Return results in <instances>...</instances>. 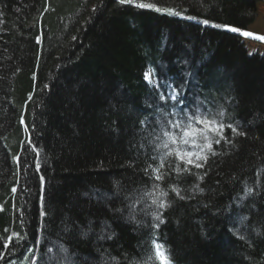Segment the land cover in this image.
<instances>
[{
	"label": "trees",
	"instance_id": "16d2710c",
	"mask_svg": "<svg viewBox=\"0 0 264 264\" xmlns=\"http://www.w3.org/2000/svg\"><path fill=\"white\" fill-rule=\"evenodd\" d=\"M259 2L264 0H0V264H40L41 256L49 264H102L105 250L120 264H135L153 255L154 232L173 264H264V236L251 228L245 238L235 232L241 215L250 225H264V54L250 53L242 35ZM149 68L177 86L187 80L186 102L223 106L225 123L245 135L233 137L227 129L231 142L213 144L217 154H208L203 168L178 174V161L167 155L176 146L166 137L156 140L154 122L163 118L156 105L162 102L144 79ZM186 71L193 76L186 78ZM29 137L45 176L43 218ZM156 168L162 181L149 179ZM117 185L124 187L118 195ZM21 188L30 191L21 194ZM248 188L254 194L241 203ZM140 190L148 202L138 213L157 211L153 199L170 204L160 210L165 222L158 229L151 227V215H137L135 227L125 221L126 191ZM102 222L111 225V240H98ZM13 233L24 239L14 237L4 249ZM61 245L67 252L59 251Z\"/></svg>",
	"mask_w": 264,
	"mask_h": 264
},
{
	"label": "snow or ice",
	"instance_id": "6c2138e0",
	"mask_svg": "<svg viewBox=\"0 0 264 264\" xmlns=\"http://www.w3.org/2000/svg\"><path fill=\"white\" fill-rule=\"evenodd\" d=\"M117 3L120 5L130 4L133 3V0H116ZM135 7L141 8V9H151L161 14H167L170 16H180L181 13L179 11H175L170 8H161L157 7L153 3H136L134 5ZM188 19H192V17H188ZM203 24L207 25L208 20L205 19L202 21ZM215 26V25H214ZM228 30L232 32H238L239 29L235 27H231ZM242 35L245 37H253L258 40H264V36H257L253 33L249 32H243ZM39 43V40L37 41ZM185 77H191L193 76V73L186 71L184 73ZM144 79L145 81L153 88H155L159 94V100L162 102V105H156V108L160 112V116L163 117L162 119H159L155 121L154 123L159 126L160 132L156 135V140H160L162 137H166L167 141L170 142L172 145L176 146L173 147L171 151L167 153L168 156H175V160L178 161L174 165L175 171L179 174L181 172H190L191 168L195 169H201L203 168L207 162H208V154H211L212 156H215L217 153L213 148V144L220 145L221 142L230 143V139L228 136L225 135V131L227 129H231V133L233 134V137L237 135H245V133L237 126H234L232 122L225 123L224 117H225V110L223 106H218L217 108L212 109L205 107L203 102L197 101L195 105H192L190 102H186L184 98V92L187 88V80L185 83L180 84L179 86L176 85V83L169 79H164L160 77L155 76V72L153 69L149 68L148 71L144 73ZM47 87V85H45ZM31 99V97H29ZM171 102V103H169ZM169 117H172V119H169ZM21 125H24L25 131H28L27 125H25V121L23 117H21L20 120ZM146 121L142 120L141 124L144 125ZM169 129H175V132L170 131ZM152 132H155V128H152ZM165 142L163 143V148L167 149L169 147V143ZM202 142V143H201ZM150 143L155 144V141H151ZM178 144H184V145H190L195 148H199V153H195L192 151H186L182 147H179ZM28 145L29 150L32 152H35V172L39 174L40 179V185H41V195H40V216L43 218L46 215V212L44 210V184H45V176L40 173L41 169V160H40V152L39 148L35 144L34 141H32L31 137L28 139ZM17 168L19 169L21 167V159L20 156L17 155L13 157ZM155 159V157H153ZM183 165V169H181L180 165ZM24 165V171L27 172L28 167L31 166V163L29 161V158L27 155H25V159L23 161ZM163 167V165H161ZM145 172H147V169H145ZM153 172L155 173L154 177H149V179H153L155 181H162L164 179L163 175L160 174V169L156 168L153 169ZM203 179V177H200ZM155 188H159V185H153ZM199 186L197 185V188ZM200 191H203V189H199ZM13 193L17 192V188L13 187L11 189ZM25 191H30L26 188H21V194H23ZM173 191H176V189H173ZM119 193V186L117 185V194ZM254 194V190L252 188H248L243 196L240 197L241 203L244 199L247 197H250ZM168 195L167 192H160V197H166ZM177 195L179 196V192H177ZM111 198L109 194L104 193L102 194V197ZM183 199L184 197H180ZM126 199H129L126 197ZM151 205H155L157 208V211L155 212H149L147 208L141 209L140 213H136V202L132 201V203L128 204L127 207L129 209V218L135 219L137 215L143 214L144 216L151 215L153 224L151 227L153 229H158L161 224L165 222L163 219L162 211L163 209H166L170 207V204L166 202L164 199H153L151 201ZM149 205V207H151ZM2 210V209H0ZM21 211V221H23V209ZM117 211H122L121 209H117ZM236 224L238 227H235V232L237 235H240L241 238L244 237V233L251 228V230L257 235V236H264V231H261V228H264V225L262 226H256L255 224L250 225L248 222V216L241 215L238 216L236 219ZM109 225H107L105 222H102L101 231L98 234V240H111L113 238L114 233L109 232ZM91 223L89 224V231H91ZM83 236L87 237L88 232L81 233ZM16 238L17 240H22L24 237H21L18 233H13L7 238V242L4 243L3 247L4 249H8L9 244L12 243L13 238ZM40 241L37 240V243ZM153 255L146 258L145 261L142 262H135V264H151V262L154 260L157 262V264H173L171 255L169 250L165 247L164 243L159 242L155 239V232L153 233ZM59 251L64 253L67 252V249L64 248L63 245L60 246ZM67 259V257H64ZM4 259V253L0 252V260ZM111 261L114 262V264H120V261L117 260L115 257H111ZM33 264L35 262L33 261ZM102 264H109V256L107 254V250H105L102 253Z\"/></svg>",
	"mask_w": 264,
	"mask_h": 264
},
{
	"label": "rangeland",
	"instance_id": "374dc122",
	"mask_svg": "<svg viewBox=\"0 0 264 264\" xmlns=\"http://www.w3.org/2000/svg\"><path fill=\"white\" fill-rule=\"evenodd\" d=\"M216 25H219V24H216ZM243 32H249V33H253L255 35L264 36V3H260V4L257 5V16H256V19H255L254 23H252L251 25H249L248 26V30H243L242 33ZM250 37H245L244 36V41L246 43V46L248 47L249 52L250 53H257L258 52L260 54H264V41L257 42V41H255L253 39H250ZM186 47L188 48L187 45H186ZM189 49L190 48H188V51H189ZM117 92H119V90ZM139 144L141 145V143H139ZM142 148H144V147H142ZM120 188H121V189H119L120 191H122V189H124V187H120ZM102 194H104V193H102ZM135 194L136 193H131L130 194L128 191H126L125 196H127L129 198V199H126L127 200V204H130V203H132V201H134L132 198L134 197ZM94 197H97V196H94ZM114 197H116V194L113 196V198ZM136 209L137 208H135V211H136V213H138V211ZM128 211H129V209H128ZM125 221L128 222L129 224L133 225V226L134 225H136V226L138 225V223H137V221H138L137 220V216H136L135 219H130L129 218V212H128V215H126ZM107 225L110 226L109 229H108L109 232H110L111 225L110 224H107ZM235 225H237L236 224V220H235ZM41 257H44V260L40 261L41 262L40 264H49L46 256H41ZM111 257L112 256H109V259L110 260H111ZM84 259L87 260V261H91L92 260V258H90V257H86Z\"/></svg>",
	"mask_w": 264,
	"mask_h": 264
},
{
	"label": "bare ground",
	"instance_id": "6f19581e",
	"mask_svg": "<svg viewBox=\"0 0 264 264\" xmlns=\"http://www.w3.org/2000/svg\"><path fill=\"white\" fill-rule=\"evenodd\" d=\"M260 3H264V2H259L258 4H260ZM257 42H259V41H257ZM152 122H154V121H152ZM151 128H155V131L157 129L156 125H154V124L151 126ZM144 195L145 194H143V192H141V190H140L139 193H136L134 195V197L132 198L135 202L138 203V208L137 209H140L143 204L148 202V200H147L148 198H146Z\"/></svg>",
	"mask_w": 264,
	"mask_h": 264
}]
</instances>
